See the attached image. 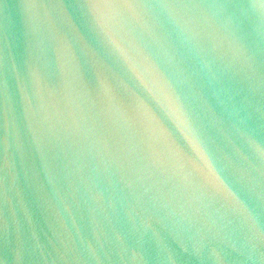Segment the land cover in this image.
Returning a JSON list of instances; mask_svg holds the SVG:
<instances>
[{
	"label": "water",
	"instance_id": "obj_1",
	"mask_svg": "<svg viewBox=\"0 0 264 264\" xmlns=\"http://www.w3.org/2000/svg\"><path fill=\"white\" fill-rule=\"evenodd\" d=\"M0 264H264V0H0Z\"/></svg>",
	"mask_w": 264,
	"mask_h": 264
}]
</instances>
